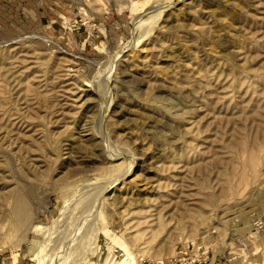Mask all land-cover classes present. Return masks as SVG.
Here are the masks:
<instances>
[{
	"label": "rangeland",
	"instance_id": "1",
	"mask_svg": "<svg viewBox=\"0 0 264 264\" xmlns=\"http://www.w3.org/2000/svg\"><path fill=\"white\" fill-rule=\"evenodd\" d=\"M123 259L264 264V0H0V264Z\"/></svg>",
	"mask_w": 264,
	"mask_h": 264
},
{
	"label": "bare ground",
	"instance_id": "2",
	"mask_svg": "<svg viewBox=\"0 0 264 264\" xmlns=\"http://www.w3.org/2000/svg\"><path fill=\"white\" fill-rule=\"evenodd\" d=\"M159 13V12H158ZM21 212V211H20ZM19 212V213H20ZM17 215H18V212H15V216H16V218H17ZM19 216V218H18V221H20L23 217H22V214H20V215H18ZM114 264H126L125 262H124V259L123 260H119V261H117V262H115ZM246 264V263H245Z\"/></svg>",
	"mask_w": 264,
	"mask_h": 264
}]
</instances>
